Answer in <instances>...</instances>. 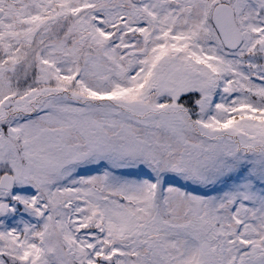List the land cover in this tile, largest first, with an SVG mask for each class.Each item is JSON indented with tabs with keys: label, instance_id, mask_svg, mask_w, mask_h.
I'll return each instance as SVG.
<instances>
[{
	"label": "snow or ice",
	"instance_id": "6c2138e0",
	"mask_svg": "<svg viewBox=\"0 0 264 264\" xmlns=\"http://www.w3.org/2000/svg\"><path fill=\"white\" fill-rule=\"evenodd\" d=\"M0 264H264V0H0Z\"/></svg>",
	"mask_w": 264,
	"mask_h": 264
}]
</instances>
